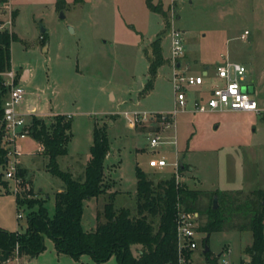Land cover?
<instances>
[{
    "label": "rangeland",
    "instance_id": "rangeland-1",
    "mask_svg": "<svg viewBox=\"0 0 264 264\" xmlns=\"http://www.w3.org/2000/svg\"><path fill=\"white\" fill-rule=\"evenodd\" d=\"M153 3L163 4L165 17L152 11L146 0H0V28L7 27L16 35L10 56L18 84L25 90L20 110L26 112L29 104L35 105L34 116L46 123L52 113L71 116L68 154L58 162L74 177L83 174L90 157L94 123L105 122L110 147L104 161L105 178L110 172L112 191L119 193L116 203L129 208L135 205L136 165L148 173L158 171L162 177L175 171L177 156L180 164L189 165L183 180L202 191V208L214 203L211 194L216 191L221 196L236 190L264 189V0ZM162 32L166 62L153 88L143 93L150 78L151 43ZM174 32L183 36L187 55L183 67L187 65L191 73L206 66L213 69L217 61L228 58L247 65L250 72L245 82L255 85L251 95L262 107L260 114L181 111L176 122L178 152L170 144L152 148L154 121L135 123L133 118L135 113L149 117L175 107L171 82ZM22 70L29 72L26 80L20 78ZM38 149L39 142L31 136L16 142V170H26L25 180L31 181L21 185L19 198H44L52 216L54 193L64 185L45 169L47 160ZM161 155L169 161L166 168L149 166L151 158ZM5 172L6 165L0 166V179L6 183L0 184V228L22 232L27 226L28 202L17 209L14 180ZM105 196L84 200L81 227L85 232L95 229L96 213ZM18 211L22 214L19 219ZM230 214L226 213L224 228L212 232L208 245L215 257L230 249L220 259L239 264L241 259H250L245 249L251 246L252 232L226 226L233 222ZM206 220V213H200L198 227ZM234 221L243 222V216ZM199 232L201 243L208 232ZM44 245L34 258L19 256L18 264H95L89 254L76 259L58 253L48 237ZM201 250L189 251L193 264L205 260ZM101 264L119 263L111 256Z\"/></svg>",
    "mask_w": 264,
    "mask_h": 264
},
{
    "label": "trees",
    "instance_id": "trees-1",
    "mask_svg": "<svg viewBox=\"0 0 264 264\" xmlns=\"http://www.w3.org/2000/svg\"><path fill=\"white\" fill-rule=\"evenodd\" d=\"M76 3L81 0H74ZM152 11L166 16L163 4L146 0ZM60 8V6H57ZM15 13L12 14L14 16ZM16 39L9 28H0V166L6 165L7 154L3 146V100L8 93L4 85L2 72L11 69L10 45ZM163 32L151 43L148 54L150 78L147 93L154 86L159 69L166 62L162 52ZM49 122L31 115L29 135L42 145V155L46 158L45 169L59 178L64 185L54 193V213L49 216L42 197L23 200L15 196L17 209L25 206L27 226L22 231H10L0 228V264L6 258L25 254L29 258L39 255L44 249V239L48 237L58 253L78 259L89 254L95 264H101L115 256L119 264H181L179 263L178 230L176 217L178 205L182 210L206 213L207 220L197 227L208 235L209 241L214 231L222 230L227 221L226 213H231L233 220L227 223L229 228L252 232L251 246L245 249L252 264H264V189L244 192L236 190L233 194L213 192L212 199L218 197V206L214 203L206 208L200 205L202 191L193 189L187 181H177L174 173L160 177L158 171L146 172L136 165L137 189L133 194L135 205L127 207L117 204V191L108 192L109 184L105 180V158L110 153L107 124L94 123L90 157L84 172L74 177L71 171L60 168L58 158L68 154L67 146L71 139L72 119L69 115L53 114ZM189 165L181 163L180 175L183 177ZM21 177L20 185H26V170L17 169ZM0 184H6L0 179ZM32 195V191L28 192ZM103 197L104 202L97 210V225L94 230L85 232L81 227L83 202L88 198ZM243 216V222L236 223L235 217ZM227 227V228H228ZM136 248V249H134ZM16 251V252H15ZM137 251V253H136ZM189 251H186V254ZM192 254H187L189 258ZM205 260L217 264V256H211V249L205 253ZM193 264V262H189Z\"/></svg>",
    "mask_w": 264,
    "mask_h": 264
},
{
    "label": "built area",
    "instance_id": "built-area-1",
    "mask_svg": "<svg viewBox=\"0 0 264 264\" xmlns=\"http://www.w3.org/2000/svg\"><path fill=\"white\" fill-rule=\"evenodd\" d=\"M174 1V0H173ZM171 44V59L173 63V72L171 82L174 89L175 107L172 111L159 112L152 116H140L138 113L133 115L135 123L139 121H154L156 129L153 130L154 136L150 139L149 145L152 148L166 144L173 145L178 152V139L176 133L177 115L181 111H190L198 113L214 112H253L260 114L259 102L253 98L246 86L250 85L245 80L249 74L248 66L241 62L231 59H222L217 61L213 69H204L199 73H191L187 65L183 67L182 59L186 55L183 43V36L174 32ZM246 37L244 34L243 38ZM4 85L8 93L3 100V146L6 149V172L7 178L14 180L15 196L20 195L21 178L17 176L16 164L18 163V153L16 152V142L19 139L26 138L30 132L31 111L23 112L20 110V103L25 94V90L18 84V74L12 69L2 72ZM141 114V113H140ZM169 161L164 155L151 158L149 166L164 169ZM175 165V174L177 181H182L180 175L181 164L177 161ZM18 211L17 218H21ZM200 213L182 210L178 205L176 225L178 230L179 263L189 264L190 258L185 257L186 251L195 252L201 250V255H205L203 240L200 243L197 236L200 234L198 220ZM226 249L224 252H229ZM16 252V251H15ZM223 252V253H224ZM217 256V264H234L227 259L221 260L223 254ZM239 264H252V261L241 259ZM18 252L14 256L6 258L2 264H18ZM202 264H212L206 260Z\"/></svg>",
    "mask_w": 264,
    "mask_h": 264
},
{
    "label": "crops",
    "instance_id": "crops-1",
    "mask_svg": "<svg viewBox=\"0 0 264 264\" xmlns=\"http://www.w3.org/2000/svg\"><path fill=\"white\" fill-rule=\"evenodd\" d=\"M45 30H43V32H44ZM185 56H187V55H185ZM185 58V57H184ZM12 69V68H11ZM204 69H212V67L211 66H206V67H204V68H202V70H204ZM22 72V74H21V76H20V78L22 79V80H26L27 78H28V75H29V72H27V70H22L21 71ZM250 72V71H249ZM255 82V81H254ZM254 85V84H253ZM255 86V85H254ZM259 106H260V109L262 110V107H261V105L259 104ZM25 111H32V113H31V115H35L36 113H35V105H32V104H29V106H28V108H26L25 109ZM251 113H253V112H251ZM53 114H60V113H52L51 115H53ZM38 115V114H37ZM51 115H49V116H51ZM28 136H31V135H28ZM42 145L39 143V149L38 150H42ZM40 154H42V153H40ZM106 173H107V171H105V175H106ZM110 174V172H108V176L105 178V180H107V183L108 184H110V186H109V190H108V192H112V185H113V183L111 182V174ZM63 187H61L59 190H57V191H60L61 189H62ZM115 191H117V190H115ZM118 192V191H117ZM210 249H211V247H210ZM204 253H205V251H204ZM221 253H219L218 255H220ZM202 256V255H201ZM204 256V255H203ZM236 264V263H235Z\"/></svg>",
    "mask_w": 264,
    "mask_h": 264
},
{
    "label": "water",
    "instance_id": "water-1",
    "mask_svg": "<svg viewBox=\"0 0 264 264\" xmlns=\"http://www.w3.org/2000/svg\"><path fill=\"white\" fill-rule=\"evenodd\" d=\"M246 88H247V90L250 93H254L255 92V86L253 84H250V85L246 86ZM217 206H218V197H216L215 200H214V208H217ZM204 246H205L204 251L206 253L207 251L210 250V246L208 245L207 241H205Z\"/></svg>",
    "mask_w": 264,
    "mask_h": 264
}]
</instances>
